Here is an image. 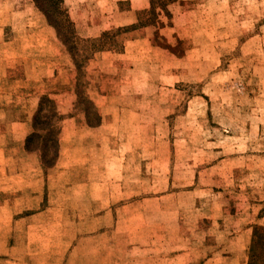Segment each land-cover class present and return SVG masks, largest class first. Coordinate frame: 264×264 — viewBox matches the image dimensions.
<instances>
[{"label":"rangeland","instance_id":"374dc122","mask_svg":"<svg viewBox=\"0 0 264 264\" xmlns=\"http://www.w3.org/2000/svg\"><path fill=\"white\" fill-rule=\"evenodd\" d=\"M63 2L78 40L0 0L12 84L47 92L35 158L0 155V264H264V0Z\"/></svg>","mask_w":264,"mask_h":264},{"label":"crops","instance_id":"0c3cea01","mask_svg":"<svg viewBox=\"0 0 264 264\" xmlns=\"http://www.w3.org/2000/svg\"><path fill=\"white\" fill-rule=\"evenodd\" d=\"M69 13V11H68ZM72 13V11H70L69 15ZM71 16V15H70ZM2 22V24H5L4 21H0ZM29 25V24H27ZM77 26H79V24H76ZM32 26V25H30ZM1 27V25H0ZM43 32H50V34H52V36H49L48 39H43V43L42 46H48L47 41L49 42L50 40V46L49 48H53V47H58V54L61 56V54H65V48L64 45H62L60 39L58 38V36L55 34L54 30L50 27V26H44L42 28ZM89 37L92 36H96L93 34H89ZM13 37V36H12ZM27 44L32 43V45L34 44L35 39L32 36H27L25 37ZM3 40V39H2ZM0 42H1V38H0ZM3 42V41H2ZM1 42V43H2ZM18 39L14 38L11 42L7 43L8 45H19L18 44ZM6 44V45H7ZM2 48V47H1ZM1 48H0V53H1ZM28 49V47H26V50ZM22 58V57H21ZM10 59V69H17V72L14 71H10L9 69H5L3 68L4 64H8L9 61L7 62V60ZM19 60V59H18ZM16 58L13 59V54L11 53V57L7 55L2 56L0 55V125H8V132L6 137H4V144H3V148H0V155H4V156H19L22 157L21 159H27V160H33V158H35V154H29L26 149H25V142H26V138L30 135L31 131H32V124H33V113L36 112V110L38 109L39 103L41 101V99L43 97L46 96V91H41L39 93V90L36 91H29L26 92V89H19L16 85L14 86L12 83H15V80H17L16 76L17 73L20 74V71L18 70V68L15 66V64H17L18 61ZM26 60H28V58H26ZM6 62V63H5ZM19 64V63H18ZM21 65V64H19ZM25 66L28 67V62H26ZM61 71H59V77L60 78V73ZM28 75V71H22V75ZM56 71H53V74L51 76L55 77ZM15 80L13 81L12 79ZM6 79V82H4V80ZM43 82V79L41 80ZM22 94H26V96L30 99V101H32V105H30V107H32V112L30 113V115L27 114V111H20V107L22 108H26L27 105L25 103L20 104V102L18 101L19 99V93ZM38 93V95H37ZM62 98L63 96L60 94V96H55V98ZM58 105L60 106V108H62V112L63 114H66L68 111L64 110L63 107H69V105L67 103H62L59 102ZM24 116H23V115ZM76 119L70 121L69 118H64L61 122L62 124V134L64 135L65 131L68 129V125L71 124V122H75ZM19 177V176H18ZM31 183L28 182L27 184V188H31Z\"/></svg>","mask_w":264,"mask_h":264},{"label":"trees","instance_id":"16d2710c","mask_svg":"<svg viewBox=\"0 0 264 264\" xmlns=\"http://www.w3.org/2000/svg\"><path fill=\"white\" fill-rule=\"evenodd\" d=\"M34 1H35V5L37 9L45 15L49 24L53 28L57 29L58 27L57 25L59 24L61 25L62 29H65L67 31L66 27H71V30L69 29L68 32H70V34L74 36L76 40H78L74 23L72 22L68 11L64 8L63 0H34ZM52 14H53V17L57 20V22H53L52 20L49 19L50 17L49 15H52ZM58 37L60 39L62 38V35L59 34V31H58ZM62 120H63L62 117L58 116L57 118L58 124H61ZM48 128H49L48 135L50 136L52 135L51 124L48 125ZM31 137L32 136H30V138H28L27 140L28 144L30 142ZM259 260L260 258L255 254V251L252 248V253L250 254V264H258Z\"/></svg>","mask_w":264,"mask_h":264}]
</instances>
